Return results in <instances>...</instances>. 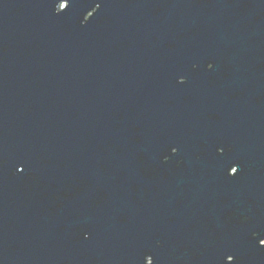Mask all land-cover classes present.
I'll return each instance as SVG.
<instances>
[{"label":"water","instance_id":"95a60500","mask_svg":"<svg viewBox=\"0 0 264 264\" xmlns=\"http://www.w3.org/2000/svg\"><path fill=\"white\" fill-rule=\"evenodd\" d=\"M0 264H264V0H0Z\"/></svg>","mask_w":264,"mask_h":264}]
</instances>
